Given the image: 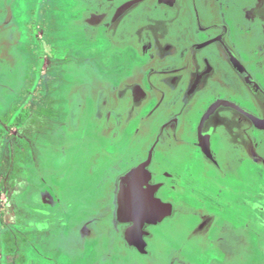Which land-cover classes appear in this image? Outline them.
<instances>
[{
    "label": "flooded vegetation",
    "instance_id": "obj_1",
    "mask_svg": "<svg viewBox=\"0 0 264 264\" xmlns=\"http://www.w3.org/2000/svg\"><path fill=\"white\" fill-rule=\"evenodd\" d=\"M224 32L264 91V0H0V264H264V112ZM145 163L168 215L133 239Z\"/></svg>",
    "mask_w": 264,
    "mask_h": 264
},
{
    "label": "snow or ice",
    "instance_id": "obj_2",
    "mask_svg": "<svg viewBox=\"0 0 264 264\" xmlns=\"http://www.w3.org/2000/svg\"><path fill=\"white\" fill-rule=\"evenodd\" d=\"M205 120H211L213 123H226L227 116L218 108H213L207 113ZM147 184L148 181L143 176V170L139 167L129 170L123 175L119 202L129 238L134 239L137 236H142L145 222H163L164 217L168 215V210L158 199L153 197Z\"/></svg>",
    "mask_w": 264,
    "mask_h": 264
},
{
    "label": "water",
    "instance_id": "obj_3",
    "mask_svg": "<svg viewBox=\"0 0 264 264\" xmlns=\"http://www.w3.org/2000/svg\"><path fill=\"white\" fill-rule=\"evenodd\" d=\"M138 3V2H137ZM136 3V5H137ZM133 5V4H132ZM209 21V20H208ZM207 21V22H208ZM204 23H206L204 21ZM209 24V22H208ZM210 26V25H209ZM208 30L212 32H220V29L222 27H213L211 26ZM226 33L224 32L223 37L222 35L217 37V38H212L211 41L208 43V49H214L217 48L218 50H221L222 53V58L225 61L226 64L231 68V70L235 73L236 77L239 79V81L243 84V87L249 91L251 94V97L253 100L257 103L259 108L261 109L262 112H264V91L261 89L259 83L256 81V79L253 77V75L249 74L245 65L242 63L240 57L238 54L232 53V50L229 49V44H225L228 42L227 40L224 41ZM221 47V48H220ZM225 102H219V104H223ZM251 123L252 125L261 131H264V119L257 118L253 114H251ZM256 151V150H255ZM253 151L251 152L252 158L257 162L262 165H264V158L259 155L258 151ZM141 167H147L146 163L141 165Z\"/></svg>",
    "mask_w": 264,
    "mask_h": 264
},
{
    "label": "rangeland",
    "instance_id": "obj_4",
    "mask_svg": "<svg viewBox=\"0 0 264 264\" xmlns=\"http://www.w3.org/2000/svg\"><path fill=\"white\" fill-rule=\"evenodd\" d=\"M84 179V175H83V178H82V180ZM263 183H264V181H263ZM257 192H259V191H257ZM63 193H65V194H67V191L66 190H64V192ZM261 193H263V192H261ZM260 196H262L261 198L264 200V195H258V197H260ZM263 204V203H262ZM263 208H264V206H263ZM66 228V226H64V229Z\"/></svg>",
    "mask_w": 264,
    "mask_h": 264
}]
</instances>
